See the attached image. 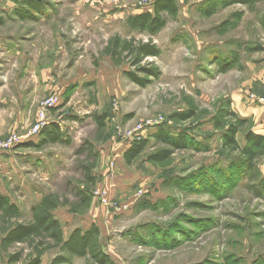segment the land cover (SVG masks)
Instances as JSON below:
<instances>
[{"label":"rangeland","instance_id":"1","mask_svg":"<svg viewBox=\"0 0 264 264\" xmlns=\"http://www.w3.org/2000/svg\"><path fill=\"white\" fill-rule=\"evenodd\" d=\"M21 1L0 0V140L24 135L51 98L47 122L70 141L37 148L36 138L0 153V194L23 212L21 222L41 195L77 204L75 192L82 191L91 197L88 208L53 214L67 237L96 224L114 264H264V155L248 168L210 122L226 104L246 121L235 136L240 149L246 133L264 137V0L211 16L204 12L212 0H175L177 15L166 16L152 38L161 55L143 62L160 76L145 87L124 76L133 70L127 63L114 66L102 50L113 36L147 42L126 19L151 11L154 0H32L40 6L31 9ZM21 9L32 19L21 20ZM236 12H243L237 26L220 34L218 26ZM218 61L229 70H218ZM190 100L196 117L173 121ZM95 113L105 116L103 127ZM158 126L172 136L185 133L201 150L174 151L162 165L147 162L164 148L152 138ZM145 139L143 154L125 164L124 152ZM102 192L115 210L101 203ZM29 245L1 251L0 264L15 253L22 257L14 264H25Z\"/></svg>","mask_w":264,"mask_h":264},{"label":"trees","instance_id":"2","mask_svg":"<svg viewBox=\"0 0 264 264\" xmlns=\"http://www.w3.org/2000/svg\"><path fill=\"white\" fill-rule=\"evenodd\" d=\"M263 0H212L208 2V9L205 10L206 16H211L219 9H225L231 6H242L252 9L254 5ZM22 4L27 5L30 9L40 6L32 0H22ZM29 9H21L16 14L21 20H31L32 17L27 15ZM178 13V6L175 0H154L151 5V11L137 13L127 17L126 24L130 32L136 35L148 37L147 42L136 41L135 38H121L120 36L111 37L105 44L102 55L110 58L114 66H121L127 63L133 70L124 71V76L131 83L145 87L151 82L150 78L155 80L160 76V70L152 62H143L148 58H157L161 55L160 49L153 43L154 38L165 26L166 16L174 17ZM243 12H236L231 15L230 19L223 21L218 27L220 34L234 29L241 20ZM236 57H233V60ZM235 62V61H234ZM218 70L222 73L227 72L229 67L225 61L217 62ZM225 105V106H224ZM219 108L216 114L210 118L211 124L215 130H224L222 139L224 144L233 149L240 150L248 168H253V162L257 156L264 155V137L248 132L245 135L246 144L240 149L235 136L240 128L246 124V121L237 119L235 114L227 111L228 105L224 104ZM197 107L190 100L187 104V110L183 113L173 116V121L182 123L191 120L198 114ZM93 118L99 127H103L105 116L94 114ZM231 118L234 123L226 122ZM37 145L47 144H65L70 143L69 139L64 138L60 127L53 122L41 129L38 134ZM156 145H162L151 154L145 156L146 161L153 165H162L167 162L174 151L186 150L195 147L201 150L200 142L189 140L185 133L179 132L172 136L167 128L157 127V131L152 135ZM30 141L19 145H29ZM18 145V146H19ZM148 145V140H141L131 145L123 154L125 164L131 165L138 159ZM86 175V172H85ZM94 186V179L90 176L85 177ZM75 197L78 199L77 204H71L67 199L58 194H43L29 209L30 217L27 222H21L24 214L19 208L7 197L0 194V252H7L16 245L30 244L32 254L28 256L25 264H41L42 257L53 250L57 252L53 255L49 264H71L72 258L85 259V264H114L112 257L107 253L102 240L100 230L96 224L91 223L85 230L74 228L65 239L61 223L53 214L60 207L70 206L73 210L86 209L91 204V197L82 191H76ZM144 205V204H142ZM146 206V204H145ZM149 206V205H148ZM153 207V206H152ZM21 253L9 255L8 264H14L21 260Z\"/></svg>","mask_w":264,"mask_h":264},{"label":"built area","instance_id":"3","mask_svg":"<svg viewBox=\"0 0 264 264\" xmlns=\"http://www.w3.org/2000/svg\"><path fill=\"white\" fill-rule=\"evenodd\" d=\"M55 106L54 99L48 98L42 103V107L38 110L36 114V120L34 124L27 130L24 135L12 134L5 139L0 140V153H5L10 151L15 146L33 141L38 137L39 132L47 125V112ZM112 168V163L110 165ZM101 196V203L110 209H116L115 207L109 206V202L105 198V193L102 192ZM126 206H124V210H126Z\"/></svg>","mask_w":264,"mask_h":264},{"label":"crops","instance_id":"4","mask_svg":"<svg viewBox=\"0 0 264 264\" xmlns=\"http://www.w3.org/2000/svg\"><path fill=\"white\" fill-rule=\"evenodd\" d=\"M56 211V210H55ZM86 214V213H85ZM56 217V216H55ZM56 219L60 222V223H62V220L59 218V217H56ZM89 227V225L88 226H86L85 227V229H87ZM85 229H83V230H85ZM65 237V239H66V235H64ZM52 257H53V255H52ZM52 257H49L48 255H44L43 257H42V262H41V264H49L50 263V260H51V258ZM85 262H86V260L85 259H82V258H76V257H74V258H72V263L71 264H85Z\"/></svg>","mask_w":264,"mask_h":264}]
</instances>
